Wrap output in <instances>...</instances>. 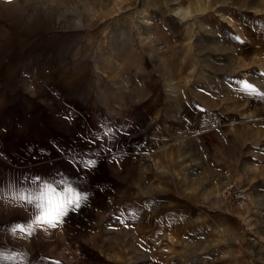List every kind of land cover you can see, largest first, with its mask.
<instances>
[{"label": "rangeland", "instance_id": "374dc122", "mask_svg": "<svg viewBox=\"0 0 264 264\" xmlns=\"http://www.w3.org/2000/svg\"><path fill=\"white\" fill-rule=\"evenodd\" d=\"M1 1L0 83L4 77L46 110L31 125L33 143L12 152L25 157L13 163L9 195L61 181L87 194L76 211L78 234L64 235L63 251L75 259L69 264L91 263L76 241L103 264L114 257L113 236L153 232L155 217L158 234H192L176 221L188 218L190 201L203 213L218 202L237 219L226 226L240 236L228 244L231 264H264V100L243 90L245 82L256 93L264 85V0ZM213 89L216 102L205 97ZM201 91L221 110L220 122L209 116L207 148L195 130L205 126L194 118L206 104ZM160 166L171 174L155 178L169 180L174 201L161 205L142 192L136 203L137 173L146 189ZM191 183L193 197L185 192ZM58 245L48 246L49 260L63 258ZM123 253L124 264H151L137 261L134 249Z\"/></svg>", "mask_w": 264, "mask_h": 264}, {"label": "crops", "instance_id": "0c3cea01", "mask_svg": "<svg viewBox=\"0 0 264 264\" xmlns=\"http://www.w3.org/2000/svg\"><path fill=\"white\" fill-rule=\"evenodd\" d=\"M1 3L4 2L0 0V18ZM262 50H264V48ZM24 57L25 56L20 55V60H22ZM3 81L1 80L0 83V100L4 102H0V264H21V262H23V264H69L75 259L68 257L71 252L63 251V242L65 243L64 235H66L67 240H70L72 239L73 234H78L80 224L78 212L70 213L66 217L65 223L57 227L56 229H36L31 230L30 234L23 231L15 233L13 232L16 225L29 221L30 218H33L35 215L33 208L25 200L20 199L22 193H18L19 195H15L13 193L12 195L15 196V198H11L12 196L9 195L10 191L13 192L12 186L14 185V183L12 181V176L17 169L14 166L15 164L13 163H15V159H23L25 157L20 153L14 156V151L21 142H25L27 145H31L33 143L31 125L33 121H40L41 119H43L46 115V110H44L37 103L32 102L31 99L27 98L25 96L26 94H23L20 90H18L17 92L11 90L7 86L9 85V82L5 81L4 77ZM258 87L262 90V92H255V99L257 98L258 100H264V85L261 84V87L257 86V88ZM217 90L218 89H213L210 91L206 90L207 92L205 97H209L211 100H214L216 102L218 100V96L215 95ZM6 92H10V94H7ZM200 93V99L202 103H206V101H204V97L202 96L204 92L201 91ZM3 95H6V97H2ZM214 104L215 103L211 102L200 104L201 114L199 116H194V118L197 117L201 120L202 125H205L204 128H201L203 129L202 131H200L201 129L199 127H197V129L195 130L197 132H200V138L206 142V148L208 143H212L214 140L212 131L209 133V116L212 118L213 122H220L218 121V119H220V115L218 114V112H220L221 110L220 108L218 109ZM228 107L230 111L234 110V105L227 106V108ZM213 108L215 109V114L212 113ZM203 110H205V113L203 112ZM72 111L73 110L71 109V112ZM230 118L232 119V117ZM55 119L63 120V113H56ZM151 124H154V122H152ZM137 126H140V123L137 124ZM204 129L205 132H203ZM159 133L160 132H158V137L160 140H162L163 138H168V135L166 133H164L162 136ZM232 140L239 142L240 139H238L236 136H233ZM215 144L217 143L215 142ZM12 152H14V154ZM205 154L206 153H204V157L207 156ZM167 166L168 162H166V167ZM164 168L165 166H160V170H157L155 167L153 168L151 173L152 180L150 179L153 186L147 187L146 189H144L143 185H141L143 179L140 182V177H138L140 176V174L139 172L137 173V188L135 189V191L137 192V196L135 198L136 203H143L144 198L142 197V199H140V193L142 192L144 194L146 193V195L150 193L154 194L153 196H156L158 203H160L161 205L169 204L171 203V201H174L172 198L173 196H175V188L168 187L166 185L169 180L162 177L155 178V175L159 176L161 174L163 176L165 175V173H167V175L169 173L171 174L170 170L166 171L164 170ZM25 170L26 169H24V171ZM137 170L140 171L139 167L137 168ZM191 184L194 187L191 186L190 188H186L189 187L188 185L185 187L186 191H184L188 195H192L193 197L197 188V184ZM160 192L164 193V196L166 197L161 199V196L159 195ZM2 196L4 198H2ZM178 201L184 202L188 200ZM188 205V218L176 221L184 223L187 222L186 224H189V230L191 229L189 232L192 234H158L160 229L157 230L158 220L155 217L151 219L152 224H155L153 232L149 233L147 231V234H145V232L142 231L141 234H131L132 237L127 236V239H124V234H119L118 237L113 236L111 238V246L109 245V247L111 250V255H113L114 257H111L108 261H106L105 256V260H100L103 261V264H124L125 260L123 252L125 251V249H134L137 257L136 260L140 261L141 263L151 262V264H231L232 262H234L232 261V258L233 253L235 254V246L230 247L228 244H230V242H234V244L237 243L236 241L240 240V236L238 234H235L236 229L235 232L234 230H232L233 232H230L229 230H227L226 226L228 225L229 221H233L235 219L236 222L237 219L229 213L225 212L222 204L218 202L215 203V206H218V209L211 211V213H203L202 211H200V209L196 208L197 206L195 205V203H193V201H190ZM6 207L11 208L14 216L7 213ZM205 230H207L208 233L212 234H202L205 232ZM169 231L171 232L170 229ZM48 234H57V237L59 236V238L61 239V245L58 243V241L55 240V238L49 237ZM76 243L77 253L82 249L88 250L89 257L87 259L88 261H91V263H86L96 264V259H99L97 255L100 254H96L93 250L91 253L90 249H87V246L83 241H76ZM49 245L53 247L54 245H58V247L61 246V255H63V258H58L59 260H57V258L49 260L47 257V249ZM169 254L172 255V257L169 256ZM91 255H93V258ZM33 260L35 262H33ZM82 261L78 264H85V262Z\"/></svg>", "mask_w": 264, "mask_h": 264}, {"label": "snow or ice", "instance_id": "6c2138e0", "mask_svg": "<svg viewBox=\"0 0 264 264\" xmlns=\"http://www.w3.org/2000/svg\"><path fill=\"white\" fill-rule=\"evenodd\" d=\"M243 90L249 93L256 92L255 86L247 82L244 83ZM91 166H94V163L84 162L85 168ZM20 199L34 206L35 215L29 221L16 225L13 232L23 231L30 234L31 230L56 229L63 225L70 213H75L81 208L83 202L87 200V194L81 193L71 183L64 181H61L60 187L43 182L37 191L27 196L21 195Z\"/></svg>", "mask_w": 264, "mask_h": 264}]
</instances>
